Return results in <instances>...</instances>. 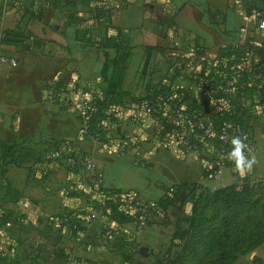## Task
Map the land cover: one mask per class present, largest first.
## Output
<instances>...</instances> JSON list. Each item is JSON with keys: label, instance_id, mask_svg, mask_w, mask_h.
Segmentation results:
<instances>
[{"label": "crops", "instance_id": "obj_1", "mask_svg": "<svg viewBox=\"0 0 264 264\" xmlns=\"http://www.w3.org/2000/svg\"><path fill=\"white\" fill-rule=\"evenodd\" d=\"M10 2L0 0V7H3V13L0 14V34L4 30L20 29L24 24H30L28 29L33 35L49 43L41 50L30 52H21L16 45L1 44L2 54L15 59L18 66L16 69L4 67L0 71V139L44 154L40 156L39 162L31 161L21 167L12 166L5 171L1 180L0 212L4 210L13 216L22 217L27 220V224L11 228L0 225L2 240L41 249V259L37 260L41 264H71L81 258L91 264H127L119 252L113 251V238L107 237L105 233L108 226L116 225L103 218L87 223L84 215L85 197L79 192L82 175L71 173L60 162L47 159L45 148L55 142L69 145L73 151L89 155L102 174L104 189L135 193L146 202L160 199L165 189L173 184L201 183L209 190H216L247 181L253 188L254 197L264 204V128L261 121L254 127L257 152L246 155L255 158L251 169H246L241 175L234 167L223 168L213 180L205 184L197 154L182 156L176 149L165 148V151L154 154L155 152L146 149L148 145H158L154 142L153 122L148 118L138 124L123 122L121 129L141 126V131L134 136L140 139L141 149L145 152L144 156L149 158L148 162L155 159L149 164L135 162L128 155L112 159L107 155L113 153L105 151L101 145L78 141L80 125L74 109L55 103L53 93L47 88L52 72L60 69L66 72L76 71L83 80L102 85L103 54L107 52L115 57L118 54L115 46L120 45L129 54L122 73V89L138 96L141 93L140 71L145 58L144 48L162 46L165 34H174L180 45H198L212 59L239 40L247 39L250 46H264V31L257 28L250 16L253 11L250 10V0H70L73 11L76 10L88 22L85 37L87 47L83 52L74 41L73 33L61 28L65 12L56 9L52 5L53 0H13V5L17 8L22 6L32 11L36 16L33 20L16 7L9 6ZM99 4L104 6V10L112 7L102 19V25L107 30L102 29V26L98 28L93 22V15L89 14L90 7ZM205 7L218 14L213 18L206 16ZM241 29H245V33H241ZM106 40L109 44L112 43V48L98 50L105 45ZM258 55H246L247 58L240 65L247 67L252 61L260 59ZM164 61V56L154 53L149 68L157 66L165 71L167 67ZM67 75L66 73L64 78ZM174 84L188 88L181 77L174 80ZM249 104L250 100L247 99L242 102L243 106ZM124 131L128 133L127 129ZM129 152V155H135L133 149ZM161 166L165 169L169 166L170 169L160 170ZM124 169L131 172L143 169L154 174L159 179L157 182L154 180L158 192L153 195L130 181L126 182ZM109 178L111 182H108ZM184 210L185 214H190L191 205H186ZM67 213L79 217L83 229L81 232L70 234L65 227L61 228L58 219ZM175 223L172 210L168 209L166 219L155 215L151 224L145 226L138 236H135L133 224L123 225L121 228L136 237L135 244L139 251L143 247L147 249L144 254L138 251L143 256L138 260L155 264L160 251L163 253L170 244ZM23 251L20 250L19 255ZM18 262L34 263L23 257ZM234 264H264V247L240 256Z\"/></svg>", "mask_w": 264, "mask_h": 264}, {"label": "trees", "instance_id": "obj_2", "mask_svg": "<svg viewBox=\"0 0 264 264\" xmlns=\"http://www.w3.org/2000/svg\"><path fill=\"white\" fill-rule=\"evenodd\" d=\"M10 1L8 5L17 8L13 5V0ZM52 5L60 12H65L61 28L73 33L74 41L83 52L87 47L85 44L87 20L76 10L73 11L74 7L71 6L70 0H53ZM249 5L250 10H253L250 16L257 24L259 16L264 12V0H250ZM103 8L101 4L92 6L89 14L93 15V22L98 28L102 26V29L107 30L108 28L102 25V19L112 7H107V10ZM17 9L23 15H29L32 20L36 18L34 13L25 7ZM2 13L3 7H0V14ZM204 14L213 18L218 12L205 7ZM31 19L29 23L32 22ZM29 25L24 24L20 29L2 31L0 43L16 45L21 52L41 50L49 41L35 37L28 29ZM247 41L239 40L231 48H224L215 59H212L198 45L183 46L174 38V34H165L162 46L144 48L145 58L140 71L141 93L138 96L122 89V73L129 54L120 45L115 46L118 50L115 57H111L107 52L103 54L102 85L83 80L76 71L66 72L60 69L52 72L47 88L52 93L63 95L55 103L65 104L74 109L80 125L78 141L93 142L92 138L99 135L100 141L96 144L104 147L109 143L106 142L103 131H108L112 136L110 145L125 143L130 148L141 146L140 139L128 135L121 130V126L123 122L138 124L148 118L153 122L154 142L167 150L178 151V142L187 140L195 148L193 153L199 158L204 180L217 171V167L210 169L209 164L217 158L219 143L216 134L222 122L230 123L232 131L240 139L247 135L253 140L254 127L259 121L264 128V46H250ZM108 42L106 40L105 45L100 46L98 50L112 48V43ZM154 53L164 56V64L167 67L165 71L157 66L149 68ZM250 53H258L260 59L252 61L247 67L241 66V62H244L246 55L249 56ZM66 73L68 77L64 78ZM180 77L188 88L174 84V80ZM229 80L234 82V89L231 94L224 95L221 89ZM211 89L217 92L211 93ZM246 99L250 100L249 106L242 105ZM149 107L154 108L157 113L146 114L144 111ZM165 110L167 113L164 115ZM198 117L211 118L214 121V137L202 138V132L194 127L195 119ZM242 142L243 151L247 155V141ZM173 143H177V147ZM64 146L66 145L60 142L47 146L45 148L47 159L49 160L51 150ZM231 149L233 150V147ZM42 155L44 154L37 153L27 146L7 143L0 139V190L3 186L1 180L7 168L21 167L31 161L39 162ZM228 157L225 155L222 159V168L234 167V163ZM129 194H133L134 197L128 207L120 199ZM87 199L85 198L86 217L94 209L102 208L108 211L107 213L104 211L102 218L116 225L112 228L114 232H118L112 240L111 247L113 251L119 252L127 264L146 263L138 260L143 256L139 254L138 246L135 244L136 237L123 230L121 226L134 225L140 218L138 208L148 204L154 205L155 215L165 219L168 209H171L176 219L170 244L163 253L160 251L155 264H234L240 256L264 247V204L254 197L253 188L247 181L216 190H209L201 183L173 184L169 185L164 195L154 202H146L135 193L106 190L101 185L99 190H92L91 197ZM188 204L191 205V211L187 215L184 209ZM21 218L2 210L0 225L5 227L9 222L15 226L19 224ZM58 221L61 228L65 227L70 234L83 230L79 217L70 213L62 215ZM109 228L111 226L107 227L105 233ZM10 249L12 254L9 257L0 256V264H19L18 259L22 257L33 261V264H41L37 261L41 259L43 252L41 249L23 247L14 241L10 243ZM20 250L24 251L19 255ZM60 253L59 250V256ZM71 264L91 263L81 258Z\"/></svg>", "mask_w": 264, "mask_h": 264}, {"label": "built area", "instance_id": "obj_3", "mask_svg": "<svg viewBox=\"0 0 264 264\" xmlns=\"http://www.w3.org/2000/svg\"><path fill=\"white\" fill-rule=\"evenodd\" d=\"M257 28L259 30L264 31V12L259 16L257 21ZM241 33H245V29H241ZM210 62H208L209 65ZM17 66V62L15 59L5 56L2 54L1 51V43H0V71L4 67H10L15 68ZM234 89V82L232 80H229L225 83L224 87L221 89V93L224 95H229L232 93ZM211 93H216V90L211 89ZM54 102L58 101L63 97L62 94L59 93H53L52 94ZM82 101V100H81ZM81 111V108L78 109ZM148 115H154L157 113V111L149 107L144 111ZM167 113V110L164 111V115ZM194 127L202 132V138L203 139H211L214 137L215 134V124L214 121L211 118H202L198 117L195 119ZM106 142L108 141L109 145H104L103 149L109 153H113L114 155L118 156H125L128 151L132 150L134 151L135 157H137L141 161H148L149 158L144 156L143 153H141V146L137 145L134 148L128 147L125 143H120L116 145H110L112 136L110 132L103 131ZM217 141L219 143L218 146V152H217V158L216 160L209 164V168L212 169L213 167H217V171L215 174H210L206 179H204V182L211 181L214 179L216 174H218L222 168V159H224L225 155L229 156V153L232 151V139L234 137H237L234 132L232 131V125L228 122H222L220 125V129L218 134H216ZM94 143H98L100 141L99 135L94 136L93 138ZM241 140L247 141L246 149H247V155H253L257 152V145L255 140L249 139L247 135H244L241 137ZM179 148L178 152L182 155L186 156L194 152L195 148L190 145V143L187 140H180L178 142ZM177 143H173L175 147L178 145ZM230 149V151H228ZM48 158L53 161H58L61 164H63L71 173H78L82 175V184L81 188L79 189V192L85 197L88 198L91 197L92 190H99V188L102 185V174L97 168L94 160L87 154H84L79 151H73L72 148L69 145L64 146L63 148H54L50 151ZM134 195L129 194L127 196L121 197L120 201L126 203V205L129 207V204L131 203ZM87 199V200H88ZM154 205L148 204L143 205L138 208L140 213V218L138 221L134 224L135 226V236L140 235L145 226L150 224L155 217L154 213ZM91 211V210H89ZM104 211L107 213V210H103L102 208L94 209L91 211L90 215L87 217V223H92L94 221L100 220L102 218V215ZM19 224L26 225L27 220L24 218L19 219ZM6 228H11V223H6ZM113 226L109 228L106 232V236H109L110 238H114L118 232L113 231ZM12 251L10 249V243L2 240L0 238V256L1 257H9L11 255Z\"/></svg>", "mask_w": 264, "mask_h": 264}, {"label": "rangeland", "instance_id": "obj_4", "mask_svg": "<svg viewBox=\"0 0 264 264\" xmlns=\"http://www.w3.org/2000/svg\"><path fill=\"white\" fill-rule=\"evenodd\" d=\"M18 66V65H17ZM17 66L14 68V69H16L17 68ZM125 129H127V131H128V134L130 135V136H134L135 135V133L136 132H139V131H141V126H133V127H131V126H129V127H124V129L123 130H125ZM122 130V129H121ZM146 149H148V150H151V151H153V152H155L154 154H156V153H158V152H161V151H165V149H164V147L163 146H161V145H157V144H151V145H148L147 146V148ZM156 149H157V151H156ZM142 151H141V153H145L144 152V150L143 149H141ZM129 151H128V153L125 155V156H123V157H121V156H118V155H114V154H108L107 155V157H109V158H112V159H114V158H124V157H126L127 155L128 156H130V158L133 160L134 159V161L136 162H138V161H141V160H139L137 157H135V155H129ZM99 154V153H98ZM180 155H182L181 153H179ZM168 157H171V154H168L167 155ZM183 156V155H182ZM155 159L154 158H152L151 159V161L150 162H148V161H142V163L144 164V163H147V164H149V163H152L153 161H154ZM158 160V159H157ZM144 166H147V165H144ZM165 168H164V166H161L160 167V170H164ZM169 169H170V167L169 166H167L166 167V169H165V171L166 170H168L169 171ZM125 171L123 172V175H124V177H125V180H126V182L127 181H130L132 184H134L135 186H138L141 190H143V191H148L149 193H151V194H153V195H155L157 192H158V187H157V184L156 183H154V180H156V182L159 180L154 174L153 175H151L149 172H145V170H140V169H136V171L135 172H131V171H129L128 169H124ZM151 171L153 170L152 169V167H151V169H150ZM173 171V170H172ZM172 171H170V173H172ZM158 172H159V170H158ZM111 178H109L108 179V182H111V180H110ZM208 182V181H207ZM122 183V182H121ZM205 184H206V182H204Z\"/></svg>", "mask_w": 264, "mask_h": 264}, {"label": "clouds", "instance_id": "obj_5", "mask_svg": "<svg viewBox=\"0 0 264 264\" xmlns=\"http://www.w3.org/2000/svg\"><path fill=\"white\" fill-rule=\"evenodd\" d=\"M231 143L233 145V150L229 153L228 158L234 163V170L243 175L246 169H251L252 165L255 163V158L245 155L243 151L244 144L239 137H234Z\"/></svg>", "mask_w": 264, "mask_h": 264}, {"label": "water", "instance_id": "obj_6", "mask_svg": "<svg viewBox=\"0 0 264 264\" xmlns=\"http://www.w3.org/2000/svg\"><path fill=\"white\" fill-rule=\"evenodd\" d=\"M146 250H147V249L143 247V248L140 249L139 252H140V254H144V252H145Z\"/></svg>", "mask_w": 264, "mask_h": 264}]
</instances>
